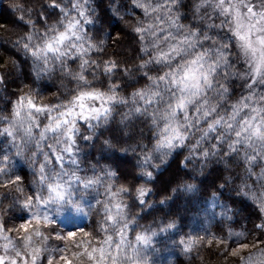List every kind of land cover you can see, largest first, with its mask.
<instances>
[{"label": "clouds", "instance_id": "1", "mask_svg": "<svg viewBox=\"0 0 264 264\" xmlns=\"http://www.w3.org/2000/svg\"><path fill=\"white\" fill-rule=\"evenodd\" d=\"M5 2L0 264H264V0Z\"/></svg>", "mask_w": 264, "mask_h": 264}, {"label": "trees", "instance_id": "2", "mask_svg": "<svg viewBox=\"0 0 264 264\" xmlns=\"http://www.w3.org/2000/svg\"><path fill=\"white\" fill-rule=\"evenodd\" d=\"M0 6L3 7L0 8V24L8 25V18H11V10L9 9L8 4L5 2V0H0ZM3 9H7L8 11L5 12Z\"/></svg>", "mask_w": 264, "mask_h": 264}, {"label": "snow or ice", "instance_id": "3", "mask_svg": "<svg viewBox=\"0 0 264 264\" xmlns=\"http://www.w3.org/2000/svg\"><path fill=\"white\" fill-rule=\"evenodd\" d=\"M238 35L240 36V38H241L242 40H245L246 45H247L249 48H252V43H251L250 37H247V36H245L244 34H239V33H238ZM62 37H63V34H61V38H62ZM258 39H259V41H260L261 44H264V39H260V38H258ZM49 47H50V45H49ZM30 103H31V102H30ZM22 227H24V226L22 225ZM68 235H69V236H73L74 233L69 232ZM186 247H188V245H186ZM234 251H235V250H234ZM100 254H101V256H103V250H102V249L100 250ZM89 255L91 256L92 253L90 252ZM65 264H71V261L65 259Z\"/></svg>", "mask_w": 264, "mask_h": 264}]
</instances>
